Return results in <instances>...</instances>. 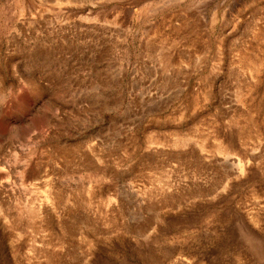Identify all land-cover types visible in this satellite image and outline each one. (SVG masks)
Segmentation results:
<instances>
[{
    "label": "rangeland",
    "instance_id": "obj_1",
    "mask_svg": "<svg viewBox=\"0 0 264 264\" xmlns=\"http://www.w3.org/2000/svg\"><path fill=\"white\" fill-rule=\"evenodd\" d=\"M0 264H264V0H0Z\"/></svg>",
    "mask_w": 264,
    "mask_h": 264
}]
</instances>
